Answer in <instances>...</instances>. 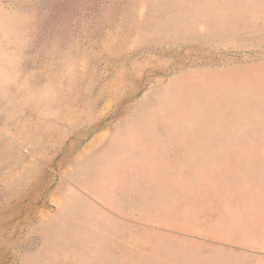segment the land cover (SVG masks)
<instances>
[{
	"label": "rangeland",
	"instance_id": "1",
	"mask_svg": "<svg viewBox=\"0 0 264 264\" xmlns=\"http://www.w3.org/2000/svg\"><path fill=\"white\" fill-rule=\"evenodd\" d=\"M0 264H264V0H0Z\"/></svg>",
	"mask_w": 264,
	"mask_h": 264
}]
</instances>
